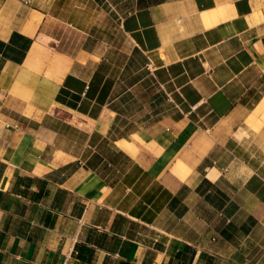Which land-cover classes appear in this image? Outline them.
<instances>
[{
    "label": "crops",
    "instance_id": "1",
    "mask_svg": "<svg viewBox=\"0 0 264 264\" xmlns=\"http://www.w3.org/2000/svg\"><path fill=\"white\" fill-rule=\"evenodd\" d=\"M0 264H264V0H0Z\"/></svg>",
    "mask_w": 264,
    "mask_h": 264
},
{
    "label": "rangeland",
    "instance_id": "2",
    "mask_svg": "<svg viewBox=\"0 0 264 264\" xmlns=\"http://www.w3.org/2000/svg\"><path fill=\"white\" fill-rule=\"evenodd\" d=\"M121 44H125L126 46H129V43L124 38L121 39Z\"/></svg>",
    "mask_w": 264,
    "mask_h": 264
},
{
    "label": "bare ground",
    "instance_id": "3",
    "mask_svg": "<svg viewBox=\"0 0 264 264\" xmlns=\"http://www.w3.org/2000/svg\"><path fill=\"white\" fill-rule=\"evenodd\" d=\"M186 16H181L180 19H184ZM46 85V84H45Z\"/></svg>",
    "mask_w": 264,
    "mask_h": 264
}]
</instances>
